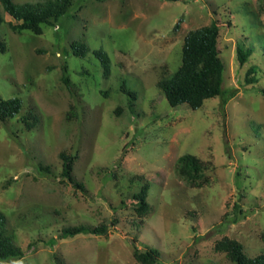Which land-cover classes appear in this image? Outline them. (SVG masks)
<instances>
[{"label":"rangeland","instance_id":"obj_1","mask_svg":"<svg viewBox=\"0 0 264 264\" xmlns=\"http://www.w3.org/2000/svg\"><path fill=\"white\" fill-rule=\"evenodd\" d=\"M26 1L37 0H13ZM259 5L72 0L40 34L13 31L8 22L16 21L0 5V98L22 101L18 114L0 121V211L23 251L0 264H139L134 247L158 249L163 264H236L214 250L223 236L239 240L249 256L264 253ZM213 20L225 92L195 109L171 106L157 81L180 65L187 31ZM77 42L89 48L83 57L73 53ZM238 42L253 47L243 65ZM94 51L106 54L105 64ZM253 62L258 79L247 84ZM28 111L37 118L30 130L21 120ZM62 150L76 155L72 175L84 189L61 176ZM186 153L207 166V182L191 185L176 174V157ZM145 183L148 211L138 219L133 194ZM102 221L106 234L60 237L65 227Z\"/></svg>","mask_w":264,"mask_h":264},{"label":"trees","instance_id":"obj_2","mask_svg":"<svg viewBox=\"0 0 264 264\" xmlns=\"http://www.w3.org/2000/svg\"><path fill=\"white\" fill-rule=\"evenodd\" d=\"M259 1V11L263 12L264 0ZM71 2L72 0H37L16 3L13 0H0V5L4 13H7L16 21V23L8 22L13 31L20 32L23 29H29L35 34H40L42 32L41 24L57 20L68 10ZM2 21L3 16L0 12V22ZM181 21L182 19L178 20L175 27ZM219 34L220 27L214 20L187 31L183 38L180 65L171 74L166 73L160 76L157 81V86L161 89L171 106L185 103L195 109L200 107L204 100L225 92L222 87L224 63L218 48ZM71 47L73 53L80 57L85 56L89 50L83 42L74 43ZM0 50L2 52L6 50L3 41H0ZM252 51V45L238 42L236 45L238 63L243 65L247 62ZM94 52L100 57L102 63L105 64L107 61L106 54L102 51ZM65 69L64 67V72L66 71ZM257 70L258 66L255 62L249 65L245 73L247 84L257 81ZM62 80L69 86L70 80L66 73L62 75ZM126 92L133 98L136 97L135 92ZM261 92L264 95V87L261 88ZM21 108L22 101L18 97L0 98V121L14 117L19 113ZM71 110L72 113L73 106ZM21 120L26 130H30L37 122L36 116L31 111L22 115ZM59 157L62 160L61 176L68 179L77 188L84 189V185L75 180L72 175L76 155L62 150L59 152ZM41 168L49 171L48 166ZM206 168L207 166L203 161L188 153L177 156L174 164L176 174L191 185H201L207 182L208 177L204 173ZM147 190L148 184L145 183L140 191L133 194V197L137 200L134 211L138 214V219H142L148 211V203L146 201ZM235 206L237 207L236 204ZM107 230L108 224L105 221L94 226L72 225L63 228L60 237L72 236L79 233L102 235L106 234ZM214 250L224 253L228 260L236 264H264V253L249 256L244 251V246L239 240L228 236H223L216 240ZM22 255L23 251L16 244L13 235L8 231L6 217L0 211V261L20 258ZM133 256L139 264H163L159 259V250L153 247H146L144 250L134 247Z\"/></svg>","mask_w":264,"mask_h":264}]
</instances>
